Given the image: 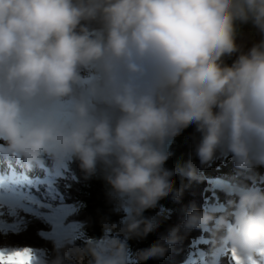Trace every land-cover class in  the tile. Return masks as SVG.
Segmentation results:
<instances>
[{
  "label": "clouds",
  "instance_id": "obj_1",
  "mask_svg": "<svg viewBox=\"0 0 264 264\" xmlns=\"http://www.w3.org/2000/svg\"><path fill=\"white\" fill-rule=\"evenodd\" d=\"M248 24L261 39L244 51L238 25ZM192 126L201 164L221 151L240 170L264 166V0H0V156L74 159L89 174L103 165L124 211L120 231L146 235L155 224L143 212L173 190L165 145ZM233 194L193 208L182 226L220 234V249L256 259L264 189ZM180 227L164 244L181 239ZM115 228L89 238L93 264L166 251L157 242L133 258Z\"/></svg>",
  "mask_w": 264,
  "mask_h": 264
},
{
  "label": "trees",
  "instance_id": "obj_2",
  "mask_svg": "<svg viewBox=\"0 0 264 264\" xmlns=\"http://www.w3.org/2000/svg\"><path fill=\"white\" fill-rule=\"evenodd\" d=\"M260 39V34L250 24L238 25V45L246 40L245 44L248 49L252 44L259 42ZM234 58L235 55L232 58H225V62L230 64ZM199 139V133L192 126L183 130L172 141L168 149L171 155L165 164V168L174 171L172 177L174 180L173 190L161 198L155 207L143 212V217L152 220L155 224V227L146 235L120 231L124 228V225L120 224L124 211L121 208L119 198L107 182V173L104 166L98 165L93 174H89L84 170L81 174L82 169L79 162L73 159L67 162V172H64L61 178H57L51 190H46V187L40 186L36 195L44 203L46 201V208L43 209V212L53 205L67 209L62 221L65 225L76 227V234L62 240L57 236L58 228L52 223L54 220L51 221L45 215L46 213H43L45 216L43 217L40 211V214L33 216L31 224L23 226L20 230L21 234L17 235L16 231L19 230L20 226L18 225V229L15 231L9 230V235L6 237L0 235V249H31L34 254L42 259V264H93V258L88 251L89 238H99L102 235L103 227L110 228L115 223L117 228L112 229L111 235L127 240L133 258L139 250L146 249L154 243L159 242L164 245L166 251L163 256L142 260L138 264L168 263L170 261L167 256L171 246L164 244V239L173 227L181 225L178 235L184 238L183 241L188 240L186 245L188 256L189 246L192 240L200 237L201 230L199 228L186 229L182 226L188 214V212H183L182 208L191 211L190 206L185 204L186 202L189 204V198L184 195L190 194V191L189 189L183 191V180L189 183L193 180L200 181L198 188L201 191L198 192V189H195L198 192L199 200L193 204V208L197 210L205 205L204 192L209 182V179L202 173V164L195 154V147ZM220 157L221 152L218 151L212 160L205 164L215 162ZM190 165L191 169H194L195 178H189L188 176ZM83 173L86 174V177H90L85 179L81 176ZM52 193L57 201L55 198L52 199ZM9 211L11 210L4 209V214L0 215V218L23 213L22 211L17 213L11 211L12 214L9 215ZM142 227L143 225H141ZM26 232L28 233L26 234ZM25 234L26 238L24 237ZM189 241L191 242L189 243ZM181 254L179 263H187V256L184 258L182 252ZM170 258L172 259V256ZM129 264H137V262L133 259Z\"/></svg>",
  "mask_w": 264,
  "mask_h": 264
},
{
  "label": "rangeland",
  "instance_id": "obj_3",
  "mask_svg": "<svg viewBox=\"0 0 264 264\" xmlns=\"http://www.w3.org/2000/svg\"><path fill=\"white\" fill-rule=\"evenodd\" d=\"M245 43H246V40L242 41L240 43V46H241L242 50L247 51V47H246ZM219 152H221V151H219ZM0 158H1L3 163H6V164H3V168L2 167L0 168L1 169L0 170V176L6 177L13 172L16 173L17 175H20L21 172L22 173L27 172L28 176H30V178H32L34 176H41V178H43L42 180L44 182H47L48 184L51 183V181H49L51 171L58 164L49 157H45L41 161V163H39L38 165L37 164H31L30 165L20 158H13L11 156L8 159L3 158L2 156H0ZM5 161H8V162H5ZM14 162H18L20 164L21 168L20 167L14 168V167H17V164ZM24 163H26L25 168L23 167ZM60 164H63V163H60ZM4 166H6V168H4ZM64 166H65V163H64V165H62V167H64ZM201 171L205 175V177L209 179L208 187L205 191V197H206L205 206H208V205L219 206V205H225L226 198H224V197H231V193H229V195L225 196L223 191L217 190V184H218V186L220 184L218 182L220 181V182L226 183V181H227L228 185H239L238 181H240V180H238V179H240L242 177V171L243 170H240L237 167H235L230 153L221 152V157L216 162L211 163V164H202V170ZM82 172H83V170H81V174H82ZM60 173L61 172H59L57 174H60ZM91 174H93V173H91ZM235 175H236V180L234 183H232V181L234 180L233 177ZM81 176L84 177L85 179H88L90 177V176L86 177V174H84V173ZM199 183H200V181H198V180H193L190 183L183 180V191H185L187 189H189V191H190V194L188 193V194L184 195L186 198H187V196L189 198V200H188L189 204L187 202L185 204H186V206H190L191 210L193 209V204L197 203L199 200L198 192L201 191V189L198 188ZM181 187H182V185H181ZM46 188H47L46 190H51V187L46 186ZM196 188L198 189V192H196V190H195ZM195 192H196V194H195ZM25 195L28 196L27 192H25ZM34 195L35 196H33V195L28 196V199L35 201V204L17 203L16 205H13L11 207L6 206L4 208L7 210H11L13 212H16V213L18 211L23 212L22 214H14L10 217L7 216L4 218H0V221H3L8 225H20L19 230L16 231L17 235L22 233V232L20 233V230L23 228L24 225H29L33 222V219H32L33 216H36V214H40L39 213L40 211H41L42 215H43V213L44 214L46 213L45 215L47 217H49L52 221V220H54L53 217H54L55 213L57 212V210H64V212H65V210H67V209H63L62 207H59L57 205H53L51 208H47L46 211L43 212V209L46 208V204H45L46 201L44 203L41 199H38L36 193ZM51 197H52V199L55 198V200L57 201V199L53 193H52ZM182 211L189 213V211L185 210V208H182ZM43 217H45V216L43 215ZM62 219L59 222L61 227L58 228L57 236L60 237L62 240H64L66 237H70V235L74 236L77 231H76V227L71 226V225H65V223L62 221ZM52 223L57 227L55 220L52 221ZM27 233L28 232H26V234ZM26 234L24 235V237L26 236ZM0 235L6 237L7 235H9V231L6 229L5 232H0ZM166 235H168V234H166ZM207 237H208L207 231H202V233L200 235L201 239L199 241H197L196 244H194L193 241L192 242L189 241V243L191 242L192 245L190 247V252H189L188 257H187V259L189 261H188V263H185V264H190V262H191V264H206L211 259V256L213 254L212 251L217 253L214 257L215 260H218L219 258H221L222 259V260L220 259L221 264L227 263V258H226V253H227L226 247L227 246L220 249L219 245L217 243V245H215V247H212L210 245V242L206 241ZM163 239H164V237H163ZM183 239L184 238H181L175 244L170 245L171 250L169 251L168 256H167V258L169 259L170 262H168V263H156V264H181V263H179L181 261L180 257H179L182 255L181 252L183 253L184 258H185V256H187L186 245L188 243V240L185 242V241H183ZM218 239H219V237H218ZM179 241H181V242H179ZM210 247L213 249H211ZM17 249H12V250L11 249H0V251L11 252V251H15ZM220 253H221V255H220ZM170 256H172V259L170 258ZM36 261H37V264H40V260L37 257H36Z\"/></svg>",
  "mask_w": 264,
  "mask_h": 264
},
{
  "label": "snow or ice",
  "instance_id": "obj_4",
  "mask_svg": "<svg viewBox=\"0 0 264 264\" xmlns=\"http://www.w3.org/2000/svg\"><path fill=\"white\" fill-rule=\"evenodd\" d=\"M35 190H37L36 186L33 184L31 179H28L22 175H17L14 172L4 178H0V215L4 214V208L6 206L11 207L17 203L35 204V201L28 199V196L33 195ZM25 192H27L28 196L25 195ZM8 214L11 215L12 212L9 211ZM64 214V210H57L55 213L53 219L57 224V228L61 227L59 222ZM6 229L8 231H15L18 229V225H8L5 222L0 221V232H5ZM17 255H26L30 258L29 264H37L36 257L31 249H17L11 252L0 251V257H3L4 264H12L8 258L16 257ZM258 255L261 257L260 260L249 258L246 261L237 256L235 250L233 249V264H264V250H261Z\"/></svg>",
  "mask_w": 264,
  "mask_h": 264
},
{
  "label": "bare ground",
  "instance_id": "obj_5",
  "mask_svg": "<svg viewBox=\"0 0 264 264\" xmlns=\"http://www.w3.org/2000/svg\"><path fill=\"white\" fill-rule=\"evenodd\" d=\"M14 163L17 164V167H14V168H19L20 167V164L18 162H14ZM3 164H6V163H3L2 160H1V158H0V165H1L0 168L1 167L3 168ZM4 168H6V166H4ZM238 180H240V181H238L239 182V185H232V186L243 187L245 185L246 186L247 185L248 186L251 185L253 187H259L261 189H264V166H254L250 170L242 171V177L240 179H238ZM225 186H229V185L226 184V183H223L222 184V189H224ZM230 193H231V197H224V198H226L225 205H226V203H227V201L229 199H234L235 198L233 192H230ZM207 233H208V237L206 238V241H209L210 242V245L212 247H215V245H217L218 237H219L220 234L213 235L211 232H208V231H207ZM212 253H213L212 254L213 257L211 256V259L210 260L208 259L209 261L206 264H221L220 263V259L221 258H219L218 260H215L214 259L215 255L217 253H215L213 251H212ZM220 255H221V253H220ZM226 258H227V253H226Z\"/></svg>",
  "mask_w": 264,
  "mask_h": 264
},
{
  "label": "water",
  "instance_id": "obj_6",
  "mask_svg": "<svg viewBox=\"0 0 264 264\" xmlns=\"http://www.w3.org/2000/svg\"><path fill=\"white\" fill-rule=\"evenodd\" d=\"M171 143H172V141L170 142V145H171ZM169 147H170L169 145H167V144L165 145V148L167 151H168Z\"/></svg>",
  "mask_w": 264,
  "mask_h": 264
}]
</instances>
